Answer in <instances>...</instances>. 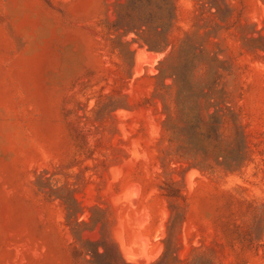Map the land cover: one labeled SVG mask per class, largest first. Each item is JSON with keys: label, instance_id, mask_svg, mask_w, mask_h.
<instances>
[{"label": "rangeland", "instance_id": "1", "mask_svg": "<svg viewBox=\"0 0 264 264\" xmlns=\"http://www.w3.org/2000/svg\"><path fill=\"white\" fill-rule=\"evenodd\" d=\"M184 79L242 164L177 153ZM0 264H264V0H0Z\"/></svg>", "mask_w": 264, "mask_h": 264}, {"label": "trees", "instance_id": "2", "mask_svg": "<svg viewBox=\"0 0 264 264\" xmlns=\"http://www.w3.org/2000/svg\"><path fill=\"white\" fill-rule=\"evenodd\" d=\"M206 87L184 79L180 83L177 114L173 116L167 113L164 126L171 133V141L178 142L177 153L181 156L188 155L200 168L211 169L213 166L209 158L212 155V160L216 164L232 169L242 164L244 160L245 142L239 130L234 136L223 133L225 118L231 114L230 111L227 113L220 108L207 114V117L203 115L200 93ZM204 95L206 96V93ZM185 133L189 136L191 146L188 151L182 144ZM208 142L213 143L211 154L207 150Z\"/></svg>", "mask_w": 264, "mask_h": 264}]
</instances>
